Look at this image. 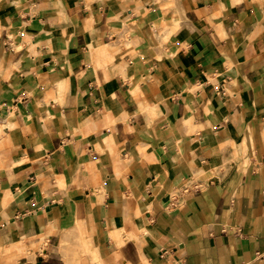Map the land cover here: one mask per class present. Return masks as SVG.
<instances>
[{"label": "crops", "instance_id": "0c3cea01", "mask_svg": "<svg viewBox=\"0 0 264 264\" xmlns=\"http://www.w3.org/2000/svg\"><path fill=\"white\" fill-rule=\"evenodd\" d=\"M0 134V246L264 264V0H0Z\"/></svg>", "mask_w": 264, "mask_h": 264}, {"label": "rangeland", "instance_id": "374dc122", "mask_svg": "<svg viewBox=\"0 0 264 264\" xmlns=\"http://www.w3.org/2000/svg\"><path fill=\"white\" fill-rule=\"evenodd\" d=\"M2 155H5V151L2 152L0 149V157ZM227 165H207L201 173L193 174L182 187L204 185L209 182L210 177L202 175L203 172L214 169L219 174L220 169H226ZM178 192L179 190L176 189L174 194ZM37 238L38 236L30 239V243L25 241L28 247L24 251H19L14 247L0 246V264H104L97 251V245L92 242L90 237L81 233L79 226L76 230L69 228L52 229L45 241L32 244Z\"/></svg>", "mask_w": 264, "mask_h": 264}, {"label": "bare ground", "instance_id": "6f19581e", "mask_svg": "<svg viewBox=\"0 0 264 264\" xmlns=\"http://www.w3.org/2000/svg\"><path fill=\"white\" fill-rule=\"evenodd\" d=\"M121 232V231H120ZM118 234V233H117ZM97 248V247H96ZM98 251V250H97ZM98 255V254H97Z\"/></svg>", "mask_w": 264, "mask_h": 264}]
</instances>
